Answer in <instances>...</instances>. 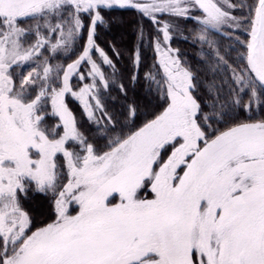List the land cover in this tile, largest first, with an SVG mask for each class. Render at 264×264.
Wrapping results in <instances>:
<instances>
[{"label":"snow or ice","instance_id":"obj_1","mask_svg":"<svg viewBox=\"0 0 264 264\" xmlns=\"http://www.w3.org/2000/svg\"><path fill=\"white\" fill-rule=\"evenodd\" d=\"M115 8L154 30L137 29L130 79L147 42L145 98L161 110L139 126L135 100L119 118L104 102L119 69L97 33ZM182 19L203 69L171 47ZM32 193L50 196V222L25 209ZM0 264H264V0H0Z\"/></svg>","mask_w":264,"mask_h":264},{"label":"trees","instance_id":"obj_2","mask_svg":"<svg viewBox=\"0 0 264 264\" xmlns=\"http://www.w3.org/2000/svg\"><path fill=\"white\" fill-rule=\"evenodd\" d=\"M246 3L254 5L255 0H246ZM234 14L239 15L240 13L237 12ZM104 15L106 17L113 18L115 22L108 26L101 25L98 27L97 42L102 48L106 50L110 58L115 61L116 66L119 69L117 85L122 83L127 91L126 100L119 87L114 85L110 89V96L105 97L104 102L107 109L119 118L120 113L124 111L125 104L135 100L137 104L141 106V111L135 120V125L139 126L146 119H150L153 112L161 110L155 104V102H153L151 105H148V102L145 98V82L143 75L145 72L152 69V66L155 64L157 59L151 45L147 42L141 49L142 60L139 66L140 79L135 85H133L130 79L134 71L133 50L138 43L137 29L139 25H143L146 35L152 33L154 30L151 23L147 19H142L134 9L115 8L106 10ZM198 27V24L193 20H180L179 29L174 33V39L171 42V47L174 49H179L181 58L190 62L194 68L200 67L203 69V66L198 63V54L200 52L201 46L193 42ZM236 35H238L242 41L248 39L247 34H245L243 30L236 32ZM215 38L220 40L223 45H231L233 49H236V51H232L231 53L233 58L237 57L238 53L245 52V49L241 44L230 41L219 35H217ZM83 42V39H81L78 46L76 47V50L67 59L61 60L65 66L67 63H70L77 58ZM110 45H114L116 50L119 52L120 55L118 59L113 55ZM205 51H207V49H205ZM27 68L28 65H25L22 71L26 70ZM105 70L107 71V69ZM199 74L204 79H210V77H208L203 70H201ZM200 92L202 93L203 97H207V93L203 85L200 87ZM66 101L85 134L90 140H94L98 146H102L104 141L98 138L95 126L91 124L86 118L80 102L71 97H67ZM145 105L147 106L145 107ZM240 117L244 118L245 113L241 112ZM49 122L52 123L53 121L50 120ZM24 207L33 215L37 225L50 222L51 219L54 218L50 196L41 193H32L24 201Z\"/></svg>","mask_w":264,"mask_h":264},{"label":"rangeland","instance_id":"obj_3","mask_svg":"<svg viewBox=\"0 0 264 264\" xmlns=\"http://www.w3.org/2000/svg\"><path fill=\"white\" fill-rule=\"evenodd\" d=\"M179 25H180V20L178 21V29H179ZM244 32H245V31H244ZM245 34H247V33L245 32ZM76 83H77L76 78L73 77V84H74V87H75Z\"/></svg>","mask_w":264,"mask_h":264}]
</instances>
